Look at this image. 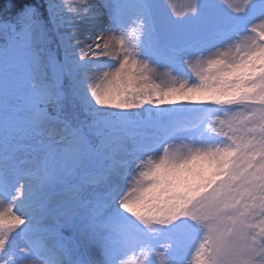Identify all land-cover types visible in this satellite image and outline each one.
I'll list each match as a JSON object with an SVG mask.
<instances>
[{
	"label": "snow or ice",
	"instance_id": "1",
	"mask_svg": "<svg viewBox=\"0 0 264 264\" xmlns=\"http://www.w3.org/2000/svg\"><path fill=\"white\" fill-rule=\"evenodd\" d=\"M46 4V17L30 0L0 8V264H25L26 255L50 264H260L264 103L240 97L260 77L249 61L264 49V0ZM98 23L106 27L92 38ZM114 44L124 55L105 54ZM141 46L149 62L137 58ZM101 67L110 71L100 75ZM178 68L190 79L174 75ZM157 73L169 82L152 83ZM133 90L141 102L107 103ZM212 111L226 134L214 131ZM209 144L242 145L229 177L216 175L220 161L202 147ZM161 153L188 159L167 179L190 196L182 212L163 218L139 212L163 186L149 182L161 169L148 158ZM40 155L43 166L30 167L26 157ZM58 156L71 160L68 175L81 171L54 195L76 197L82 211L66 210L63 227L43 226V189L56 180L49 161ZM222 203L230 205L224 227Z\"/></svg>",
	"mask_w": 264,
	"mask_h": 264
},
{
	"label": "clouds",
	"instance_id": "2",
	"mask_svg": "<svg viewBox=\"0 0 264 264\" xmlns=\"http://www.w3.org/2000/svg\"><path fill=\"white\" fill-rule=\"evenodd\" d=\"M136 18V17H135ZM134 18V19H135ZM228 50V49H225ZM138 52L140 55L137 57L138 59L144 60L145 62H149L148 58L143 54V47L141 46L138 49ZM105 54H110L113 57L119 58L123 53L119 51V48L117 45H113L112 48ZM230 55L235 57H239L241 55V51L235 47L231 46ZM250 63H254L256 67L260 69V77L258 80H249L244 85L245 89H254V91H248L245 90L243 92V95L240 97L241 100H257L260 103H264V49L260 51V53L253 59L249 61ZM100 75H104L105 73H108L110 69L106 71L99 70ZM33 84L35 82H32ZM235 83V82H234ZM143 93L138 91H131L128 95L124 96L123 98L116 97V96H109L106 98L107 103L111 104L115 107H123L128 106L131 103H139L141 102L139 100V97H142ZM218 103L220 101H217ZM233 101H229L231 103ZM194 111L200 112L204 111L203 109H194ZM212 119L217 121V127L214 129V131H220L222 128V120H218V112L212 111L211 113ZM221 135L226 134L223 131H220ZM47 140V137L44 138H38L36 140L37 144H44ZM63 140V137L57 138V143H61ZM205 147L207 150V156L212 159H218L220 161V167L219 171L216 173V175L224 176L225 178L229 177L232 169H234L237 166V161L242 155L240 152V149L242 145H237L235 149H227L223 148L220 145L215 146V150L213 149V146L211 144L202 146ZM194 158H204V154L198 153L196 157ZM28 164L30 167L39 168L42 167L44 164V156L40 155L35 158L29 156L26 157ZM149 160H154L156 163L160 165L159 171H157L156 175H150L149 176V182L154 183H166L167 177L170 173L174 172L175 170L187 167L188 165V159L187 158H180L177 156H166L164 153H161L159 155H154L148 158ZM49 163H52V161H49ZM211 183V181H209ZM48 185L43 189V195L48 201V210L46 214L38 217V222L43 226H53V227H63L61 224L63 214L68 209H73L82 211L77 208V198L73 196H60L61 199H56L55 193H51L48 191ZM202 187H208V185H202ZM26 189H21V191H24ZM167 191V189H166ZM10 195L15 196L16 192L10 193ZM66 197V198H65ZM190 202V196L187 192H172L169 194L166 199H164L162 202H151L146 203L141 209H139V212L144 215H151V216H159V217H168L170 215L182 212L187 204ZM264 202V201H262ZM230 210V205L228 204H220L218 208V219L219 223L222 227L229 225L230 223V216L228 215V212ZM64 239L66 242H69L72 247V259L78 260L80 255V250L76 246V244L72 241V238L69 237L66 233H62ZM27 251V250H25ZM25 264H50L49 260L47 258H40L35 259L31 255L25 256ZM260 264H264V260H261Z\"/></svg>",
	"mask_w": 264,
	"mask_h": 264
},
{
	"label": "rangeland",
	"instance_id": "3",
	"mask_svg": "<svg viewBox=\"0 0 264 264\" xmlns=\"http://www.w3.org/2000/svg\"><path fill=\"white\" fill-rule=\"evenodd\" d=\"M71 2L72 3H79L80 0H71ZM94 2H97V0H94ZM161 2H162V0H154V3H156V4H160ZM185 2H186V0H177V3H180V4L185 3ZM45 3H46V0H45ZM127 3L134 4L135 0H127ZM135 17H136V12L132 11L130 13V15H129V19L131 20V19H134ZM104 19L106 21L107 20V16H105ZM99 24H101L100 28L92 26V27H90L88 29V31L91 34H94V35L102 32L104 30V28L106 27V24H104V23H99ZM99 70L106 71V70H108V67H101ZM174 75H179L182 79L183 78H189L190 79V77L185 76L180 71L179 68L174 73ZM150 80H151L152 83L159 84V85H162V86H163V84L169 82V78L167 76H164V75L160 74V73H157L156 75L151 76ZM145 107H148V106H145ZM185 107H191V106H187L186 105ZM96 163H97V161L95 159H93L92 161H85V164L88 165V166H94ZM50 166L54 167L55 170H56V180L48 184V186H49L48 187V191L49 192L50 191H54V190H61V189H63V187L65 186L66 183L75 182L76 179L78 178V175H79L80 171H81V169H77V173L75 175H68L67 174V169L69 167H71V160L70 159L65 160L64 158L59 157V156L57 157V159L55 161L52 162V164ZM40 176L42 177L43 173H40ZM171 183L172 182L170 180H168V179H167L166 183H159V184L163 185L161 187L159 193L156 194L155 196H149L147 198V203L162 202L164 199H166V197L173 192L172 189H171ZM166 189H167V191H166ZM154 227L160 228L159 225H154ZM74 232H75V229H74ZM78 242L80 243L81 249H82L84 241L83 240H78Z\"/></svg>",
	"mask_w": 264,
	"mask_h": 264
},
{
	"label": "trees",
	"instance_id": "4",
	"mask_svg": "<svg viewBox=\"0 0 264 264\" xmlns=\"http://www.w3.org/2000/svg\"><path fill=\"white\" fill-rule=\"evenodd\" d=\"M37 8L40 9L42 16H47V4L45 0H30ZM6 3V0H0V8H2Z\"/></svg>",
	"mask_w": 264,
	"mask_h": 264
},
{
	"label": "bare ground",
	"instance_id": "5",
	"mask_svg": "<svg viewBox=\"0 0 264 264\" xmlns=\"http://www.w3.org/2000/svg\"><path fill=\"white\" fill-rule=\"evenodd\" d=\"M94 27L100 28L101 27V24L98 23V24L94 25ZM91 35H92V38H95V35L94 34H91ZM55 198H57V197H55Z\"/></svg>",
	"mask_w": 264,
	"mask_h": 264
}]
</instances>
